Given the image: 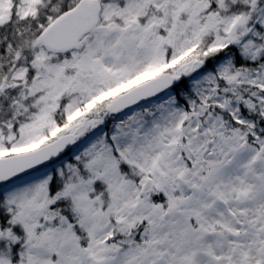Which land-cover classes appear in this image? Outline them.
Listing matches in <instances>:
<instances>
[{"label":"snow or ice","instance_id":"obj_1","mask_svg":"<svg viewBox=\"0 0 264 264\" xmlns=\"http://www.w3.org/2000/svg\"><path fill=\"white\" fill-rule=\"evenodd\" d=\"M0 264H264V0H0Z\"/></svg>","mask_w":264,"mask_h":264}]
</instances>
